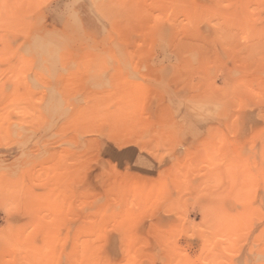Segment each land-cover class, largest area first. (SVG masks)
<instances>
[{
	"label": "rangeland",
	"instance_id": "374dc122",
	"mask_svg": "<svg viewBox=\"0 0 264 264\" xmlns=\"http://www.w3.org/2000/svg\"><path fill=\"white\" fill-rule=\"evenodd\" d=\"M0 264H264V0H0Z\"/></svg>",
	"mask_w": 264,
	"mask_h": 264
}]
</instances>
